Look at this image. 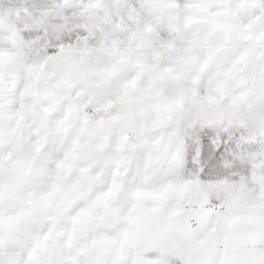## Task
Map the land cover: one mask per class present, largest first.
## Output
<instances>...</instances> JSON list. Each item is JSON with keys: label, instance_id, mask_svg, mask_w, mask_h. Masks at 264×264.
<instances>
[{"label": "snow or ice", "instance_id": "1", "mask_svg": "<svg viewBox=\"0 0 264 264\" xmlns=\"http://www.w3.org/2000/svg\"><path fill=\"white\" fill-rule=\"evenodd\" d=\"M0 264H264V0H0Z\"/></svg>", "mask_w": 264, "mask_h": 264}]
</instances>
